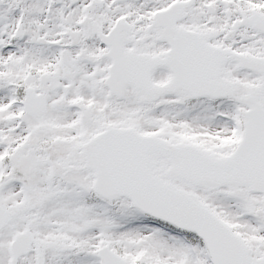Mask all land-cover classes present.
Wrapping results in <instances>:
<instances>
[{
    "label": "snow or ice",
    "instance_id": "6c2138e0",
    "mask_svg": "<svg viewBox=\"0 0 264 264\" xmlns=\"http://www.w3.org/2000/svg\"><path fill=\"white\" fill-rule=\"evenodd\" d=\"M0 264H264V0H0Z\"/></svg>",
    "mask_w": 264,
    "mask_h": 264
}]
</instances>
